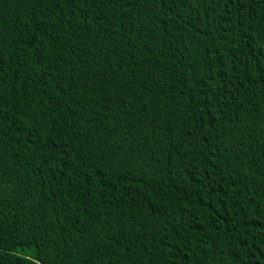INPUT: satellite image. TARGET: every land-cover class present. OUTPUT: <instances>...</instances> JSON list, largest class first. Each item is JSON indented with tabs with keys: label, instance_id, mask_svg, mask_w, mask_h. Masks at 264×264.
Here are the masks:
<instances>
[{
	"label": "trees",
	"instance_id": "obj_1",
	"mask_svg": "<svg viewBox=\"0 0 264 264\" xmlns=\"http://www.w3.org/2000/svg\"><path fill=\"white\" fill-rule=\"evenodd\" d=\"M0 264H264V0H0Z\"/></svg>",
	"mask_w": 264,
	"mask_h": 264
}]
</instances>
